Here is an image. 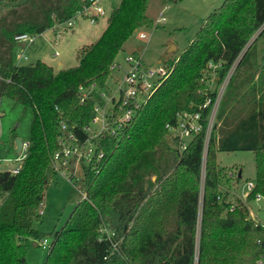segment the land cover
Segmentation results:
<instances>
[{
  "label": "trees",
  "instance_id": "obj_1",
  "mask_svg": "<svg viewBox=\"0 0 264 264\" xmlns=\"http://www.w3.org/2000/svg\"><path fill=\"white\" fill-rule=\"evenodd\" d=\"M84 2L0 0V100L31 115L21 170L16 175L0 171V264H24L29 241L46 239L33 222L54 174L51 158L59 149V122L84 141L82 129L100 102L94 93L79 104L78 87L95 84L97 92L103 91L112 77L110 66L132 33L151 28L149 0H121L101 36L80 48L74 67L56 70L40 60L32 66L14 63L16 36L35 38L55 22L66 21L71 7ZM262 25L264 0H226L180 56L163 61L170 74L119 138L100 139L104 157L98 167L82 166L76 186L85 198L68 227L50 234L44 264H258L264 255V228L249 218L239 199L230 202L221 196L215 154L253 152L254 189L247 202L257 194L264 198V65L254 64V45L244 50ZM209 61L221 63L220 80L236 66L205 155L202 133L180 152L165 127L175 123L178 113L197 111L214 97L200 84ZM208 110H203V120Z\"/></svg>",
  "mask_w": 264,
  "mask_h": 264
},
{
  "label": "rangeland",
  "instance_id": "obj_2",
  "mask_svg": "<svg viewBox=\"0 0 264 264\" xmlns=\"http://www.w3.org/2000/svg\"><path fill=\"white\" fill-rule=\"evenodd\" d=\"M120 1L104 0L105 16L98 21V25L90 24L83 14L71 16V20L77 19L72 28H67L65 22H55L52 29L45 31L40 36H35L33 43L25 50L26 60L16 57V55H19V49H17L19 45H17L14 51V63L19 66H32L36 60L32 50V47H34V50L41 51L39 59L51 64L53 68L57 69L59 63L65 69L73 67L77 63L78 51L83 48L81 44L86 40H90L94 31L105 25L107 18L119 5ZM225 1L149 0L146 16L152 23L151 28L141 27L136 29L123 45L115 60L122 68H126L125 58L135 55L148 69L156 70L162 67L163 61H171L177 58L188 48L196 34L204 26L206 18L215 9L221 7ZM161 12H163L165 22L157 23ZM142 31L148 32V35L146 39L140 40L138 34ZM252 45L255 49L254 64L256 67H261L264 65V25L251 36L247 48L245 47L244 50ZM138 46L141 48L140 51H136ZM55 52H58V56H54ZM259 70L260 68L257 71ZM123 76L122 70L112 72V77L106 84L112 93L116 91L118 86L122 90L127 89V86L122 82ZM158 79V77L154 78L155 81H158ZM106 95H109L107 91ZM30 121L29 110L11 101L0 100V171L10 170L19 165L15 161L19 151L14 145L16 140H20L21 143L28 140ZM215 165L218 174L222 178L219 192L226 201L235 202L234 193L241 191L240 188L245 182L254 181L255 179L253 152H217L215 154ZM205 168L206 163H203L199 184L201 190L206 172ZM239 171H241V177L238 182L228 178L229 173ZM72 173L75 174V177H72ZM81 177L80 169L72 161L68 168L63 171V174L57 171L50 178L44 190L41 207L38 210V220L33 222V227L46 236L48 244L42 245L39 241H29L24 264H44L49 253L50 234L60 231L64 226L68 227L67 222L74 218V210L83 200V195L76 186V179L79 180ZM224 189H228L231 193ZM200 206L199 221L202 212L201 202ZM248 208L256 220L264 223V200L258 203H253V200L248 201ZM40 211L42 212L41 215L39 214ZM254 217L252 216V218Z\"/></svg>",
  "mask_w": 264,
  "mask_h": 264
},
{
  "label": "built area",
  "instance_id": "obj_3",
  "mask_svg": "<svg viewBox=\"0 0 264 264\" xmlns=\"http://www.w3.org/2000/svg\"><path fill=\"white\" fill-rule=\"evenodd\" d=\"M84 4L81 9L77 11L75 16L85 15L90 24H96L105 16V10L102 6L103 0H84ZM73 16V17H75ZM69 18L65 23L67 28H72L76 23V18L71 20ZM165 22L163 12L160 13V17L157 23ZM148 32H140L138 39L143 40L147 38ZM14 41L18 44L30 45L34 41V37L23 34L16 36ZM54 56H58V52H55ZM19 59L26 60L23 55H16ZM126 68H122L120 64L115 60L110 70L119 71L124 73L123 84L127 86V89L122 90L120 86L115 92H111L107 86L103 91L97 92V86L91 84L89 86L78 87V101L79 104H84L91 95L98 93L100 102L96 103L93 107L94 116L90 122L83 127V132L86 133L87 138L84 141H78L76 137L67 130L66 124L61 120L59 122L61 136L58 141L59 149L53 154L51 158V164L54 173L63 171L74 161L77 167L82 172V166L91 167L95 169L104 157L103 151L98 149V142L100 139L109 135L113 138H119L123 132L125 126L133 118L136 111L144 105L149 97L159 86L160 82L167 77L171 70L164 67H159L156 70L148 69L144 63L137 59L135 55H131L125 58ZM236 62L231 66L226 75L220 80L217 75V70L221 68V63H215L209 61L206 64L205 69L202 71L200 84L205 85V92L210 91L214 94V97L206 98L205 102L198 106L197 111L194 112H181L175 117V123L172 125H166V130L171 136L175 138L178 143V149L180 152L186 150L189 142L195 135L203 134V155H205L208 142L210 140L213 129L217 126L216 115L220 102L224 96L229 80L234 72ZM158 77V81L154 78ZM106 91L109 95H106ZM199 94H203V91L199 90ZM209 107L208 113L204 120L202 119V112ZM28 149V142H22L19 154L16 158V162L19 163L13 169L8 170L12 175H16L21 170L22 162L26 157ZM65 174V173H64ZM75 174L72 173V177ZM239 172H232L228 174V178L234 182ZM71 177V178H72ZM78 179H76V182ZM238 191L239 189L236 188ZM241 191L234 193L235 197L240 200L248 210V216L252 219L256 225L264 228V223L256 220L251 210L248 208L247 199L254 189V182H245L240 188ZM228 190V189H224ZM228 193L231 191L228 190ZM85 198V195H83ZM264 200L261 195L257 194L253 198V203H258ZM41 207V206H40ZM40 215L42 212L40 211ZM252 216L254 218H252ZM104 232L107 233L106 230ZM42 245L48 244L47 239L39 240ZM259 243V241H258ZM258 264H264V255L260 256Z\"/></svg>",
  "mask_w": 264,
  "mask_h": 264
},
{
  "label": "crops",
  "instance_id": "obj_4",
  "mask_svg": "<svg viewBox=\"0 0 264 264\" xmlns=\"http://www.w3.org/2000/svg\"><path fill=\"white\" fill-rule=\"evenodd\" d=\"M103 2H104V0H103ZM103 2H102V6H103ZM103 8H104V6H103ZM71 9H72V15H74V14H76L77 13V11H79L80 9H81V7L79 8V5L77 4H75V5H73L72 7H71ZM105 10V9H104ZM71 15V16H72ZM71 16H70V18H71ZM69 19V18H68ZM67 19V20H68ZM66 20V21H67ZM66 21H64V22H66ZM88 21V20H87ZM63 23V22H62ZM99 23V22H98ZM98 23H96L97 25H98ZM105 28H106V23H105V25H103V27H101V28H99V29H96L95 31H94V33L92 34L93 35V37L90 39V40H86L83 44H81V46H85V45H89V44H91V43H93V42H95L100 36H101V34L103 33V31L105 30ZM72 33H74L73 31H71ZM45 33V32H44ZM43 33V34H44ZM42 35V34H41ZM40 36V35H39ZM93 41V42H92ZM28 46L30 47V45H24V44H21V45H19L18 46V48L17 49H19V51H18V53H19V55H23V57H26L27 58V55H26V53H25V50L28 48ZM22 48V50H20ZM31 49V48H30ZM173 49H175V48H173ZM32 50H33V54L35 55V62L37 61V60H40L39 58H40V56H39V54H40V50H37V49H35L34 50V47H32ZM141 50V48L138 46L137 48H136V51H140ZM40 61H43V60H40ZM44 63H45V61H43ZM47 64V63H46ZM47 65H49V66H51V64H47ZM59 66L61 65L62 66V68H64V66L61 64V63H59L58 64ZM76 65V64H75ZM74 65V66H75ZM58 66V67H59ZM73 66V67H74ZM53 67V66H52ZM55 69V68H54ZM58 69V68H57ZM56 69V70H57ZM23 142V141H22ZM27 142V141H26ZM16 148H17V146H16V143H15V145H14ZM9 170V169H8ZM240 173H241V171H239ZM241 177V176H240ZM36 246V245H35Z\"/></svg>",
  "mask_w": 264,
  "mask_h": 264
},
{
  "label": "water",
  "instance_id": "obj_5",
  "mask_svg": "<svg viewBox=\"0 0 264 264\" xmlns=\"http://www.w3.org/2000/svg\"><path fill=\"white\" fill-rule=\"evenodd\" d=\"M61 69H62V66H59L57 70H61ZM15 143H16V146H17V150L20 151L21 141L20 140H16ZM238 176L239 177L241 176V173L240 172H239V175ZM34 246H35V244H34Z\"/></svg>",
  "mask_w": 264,
  "mask_h": 264
}]
</instances>
